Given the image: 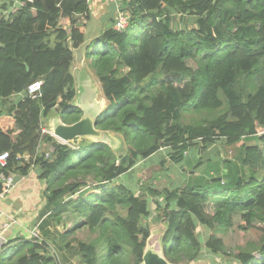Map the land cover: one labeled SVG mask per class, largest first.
<instances>
[{
  "label": "trees",
  "instance_id": "trees-1",
  "mask_svg": "<svg viewBox=\"0 0 264 264\" xmlns=\"http://www.w3.org/2000/svg\"><path fill=\"white\" fill-rule=\"evenodd\" d=\"M0 1H5L0 3V100L37 78L43 81L39 96L19 98L6 112L0 110V152L9 151L0 173L25 175L32 164L37 166L39 177L48 182L49 220L57 223L60 213L69 210L73 220L99 229L109 248L103 264H128L131 255L140 263L150 234L143 219L163 222L164 255L176 264L200 259L204 249L225 253L216 232L233 226L235 217L241 230L264 222V0L124 3L130 14L126 32L109 26L85 46L87 66L106 100L95 126L118 135L123 147L114 152L103 142L82 140L76 148L60 143L49 151L50 158L38 152L42 142L54 139L42 134L43 121L55 114L72 123L82 114L72 105V49L85 41L89 1ZM177 13L184 15L182 28L171 27ZM190 110L212 115L185 123L182 112ZM216 144L232 148L233 154L220 159L215 153L205 166L199 159L171 187L158 188L157 179L135 194L137 169L127 177L132 186L106 189L139 161L146 160L141 164L146 169L147 159L157 152L163 151L161 162L167 157L178 174L186 170L176 165L187 150L205 151ZM149 172L160 175L161 169ZM75 193L80 196L73 200ZM197 224L213 232L202 240ZM44 241L18 238L13 246L3 245L0 264H57V254L43 253ZM93 242L76 243L84 264H96ZM234 260L264 264V236L257 246L237 250Z\"/></svg>",
  "mask_w": 264,
  "mask_h": 264
},
{
  "label": "rangeland",
  "instance_id": "rangeland-1",
  "mask_svg": "<svg viewBox=\"0 0 264 264\" xmlns=\"http://www.w3.org/2000/svg\"><path fill=\"white\" fill-rule=\"evenodd\" d=\"M103 2V1H102ZM103 6L98 9H92L91 8V18L90 21L88 23L87 29H86V34H85V41L83 44H81L78 48L72 49V51L74 52V57H75V64L78 65V60H76L78 57L82 56L84 57V66L92 73L91 69L87 66V59L85 57V51H86V47L88 44H90L94 39L98 38L101 35V32L107 28L111 22V19H114V17L116 16V11H114V9H112L110 6L111 5H106L108 3H106L105 1L103 2ZM130 16V14H129ZM183 14H174L172 16V28L178 27V28H182L184 27L185 21L183 19ZM186 28L190 27V23L186 24ZM88 32V35H87ZM190 61V60H189ZM83 64V63H82ZM189 65L194 66V63L192 61L188 62ZM93 75V73H92ZM164 77H169V76H165ZM94 79L96 80L98 86L100 87L101 90V86L100 83L97 81L96 77L94 76ZM100 95H102V91H100ZM216 114V113H215ZM212 113H209L208 111L202 110L201 112H195L193 110L190 111H183L182 112V121L185 123H194L199 121L201 118L203 117H211ZM53 116H55V114H53ZM72 115L69 114V118H71ZM259 129V128H257ZM260 134V133H259ZM257 134V135H259ZM67 144V143H66ZM69 145V144H67ZM219 145V144H218ZM72 147V145H69ZM76 148V145H73ZM219 146H222V144H220ZM261 148L263 147L262 145L260 146ZM209 151V155L212 156V160H213V156L216 153L219 155L220 159H223V157L228 154V155H232L233 151L232 148H227V150L225 151V154L223 153V157L220 155V151L219 148H217V144L216 145H210L207 147ZM206 148V149H207ZM201 149V148H200ZM191 150H194V148H191ZM196 150V149H195ZM202 150L201 152H204V154L201 156V160L203 162H209L206 160L207 155L208 154L206 152ZM230 153V154H229ZM159 155V154H158ZM156 155V156H158ZM162 154H160L161 156ZM159 156V157H160ZM156 159V158H155ZM165 163L167 164L168 169L173 171V168H171V163L169 161H167V157H165ZM148 162L150 164H148L147 168H143L141 165L139 167H137V169H139L138 175L139 178L138 180L135 182L134 186H132V183L127 179V176L122 175L121 177L119 176L118 179L114 182V184L112 183L111 185H106V189L107 191H111L112 188H114L115 184H126V185H131L134 193L138 194L139 191L141 192L143 190V192H146V189H143L144 186H149L154 184L159 177V175H151L148 176L150 174L149 171H155V170H159L160 167L153 165L154 163L151 164V162H155V160H148ZM177 167L182 166L181 164L176 165ZM173 167V165H172ZM181 168V167H180ZM191 168H189L190 170ZM149 173V174H148ZM224 173V171H223ZM135 176V175H134ZM134 176L130 177L133 178ZM137 176H135L136 178ZM158 177V178H156ZM133 182V180H132ZM163 181H160L158 183H162ZM156 184V183H155ZM85 190H88L87 188ZM82 191L84 193L83 197H85L86 191ZM79 193L72 196V198L74 199H78L79 198ZM73 199V200H74ZM151 203V202H150ZM211 204L207 205V210L211 213H213V208L211 207ZM151 209L153 208V206H151ZM155 213V209L152 210V214L154 215ZM73 216H75L74 214H72L69 210L67 212H61L59 215V221L57 222V227H52L50 228V233L48 234V236H46V238H44V242L47 243L45 244L43 250L44 254H57L58 256V260H57V264L60 262L61 264H63V254L64 256H68L69 258L66 260L67 264H80L83 263V261H81V259L79 258V256L77 258H75L76 253H77V241H83V242H93V240H95L93 242L94 244V248L96 251V264H103V259H107V255H108V243L106 242V236L105 235H101L102 233L100 232L99 229H95V230H90L86 225H83V219L78 218V219H74L73 220ZM49 216H47L48 218ZM52 222H55V220H51ZM143 224L147 223L149 226V230L150 233L152 232H156V238L158 240L161 239V231L164 227L163 222L160 221H154L153 219H143L141 221ZM233 223L234 225L231 226L230 228H228L225 231H220V232H216V235L221 237L223 239V248H224V252L225 253H214V252H210L208 250H203L202 251V256L200 259H197L196 261L190 263V264H235V260H234V256L237 250H240V248H246L247 246L249 247H254L257 246L259 244V240L261 238V236H264V232L262 231L264 229V222H254L255 225L254 227L247 229V230H241L238 228V223H239V216L235 217L233 219ZM197 233H198V237L202 240H204V238L207 236L208 233H211L213 231L210 230H206L203 226H200L199 224H197ZM67 230V231H65ZM58 234V235H57ZM62 234H65V237H60ZM60 235V236H59ZM41 237V239H42ZM34 239V238H32ZM37 241V239H35V242ZM40 241V240H39ZM43 242V241H42ZM64 242H69V247H70V252L65 250L66 252H64L63 249H61L62 247L60 246V244H64ZM10 242L7 240L0 246V251L2 250L3 245H8ZM61 247V248H60ZM47 251V252H45ZM253 254L256 256L257 252L254 251ZM62 261H61V260ZM128 264H137L138 260L136 257H134L133 255L129 256V258H127ZM65 264V261H64ZM84 264V263H83ZM104 264H108L104 263Z\"/></svg>",
  "mask_w": 264,
  "mask_h": 264
},
{
  "label": "crops",
  "instance_id": "crops-1",
  "mask_svg": "<svg viewBox=\"0 0 264 264\" xmlns=\"http://www.w3.org/2000/svg\"><path fill=\"white\" fill-rule=\"evenodd\" d=\"M12 1H13V4L17 5L16 0H12ZM88 1H89L90 14H91V8L101 9V7L104 4L103 3L104 0H88ZM3 2L0 1V3H3ZM106 3H108L106 5H111L110 7L114 9L115 11L116 5L110 2H106ZM89 21L87 23H89ZM112 23H113V19H111L109 26H111ZM87 35H88V32H87ZM76 60H78L77 62L78 65L75 64V57H74V52H73V64H72V69H71L73 76H76L77 73H79V71L82 69L86 70V67L84 66V62H83L84 57L80 56ZM83 67H85V69ZM96 86H98L97 82H96ZM21 97L22 96L20 92V93L12 94L11 97L8 99L0 100V110L3 112H6L9 109V106L16 102L14 100H17ZM100 97L102 96L98 94L97 99ZM2 117L4 118L8 116H6V114H3ZM43 122L44 123L41 125V128L42 127L48 128L47 119H45ZM219 141L221 142L220 139ZM72 148H75V146H72ZM217 148H219L220 155L223 157V153L225 154V151L227 150L226 147L223 145L222 146L218 145ZM207 150L208 148L205 151ZM46 151L48 152L50 151V143L42 142L38 148V152L45 153ZM201 151L202 149L200 148L197 149L195 147H194V150H191V151L190 149L187 150V152L185 153V158L183 160L182 166H180L181 168H185L186 170L183 172L178 171V174L172 170H166V169L163 170L164 167H167V168L169 167L166 165V163L161 162L162 155L160 156L159 153L163 151L157 152L156 154L150 156L147 160L154 159L155 162H151V164L154 163L153 165H155V167L159 166L161 169V172L159 175V177L161 178H158L159 181L157 182H160V181H163V182L159 183L158 188L171 187L174 185V181L178 179V176H180L181 174L187 175L188 173L187 170H189V168H192V166L196 164L198 160L201 159V156L204 154V152H201ZM205 155H207L206 160L208 161V156L210 157L209 152L208 154H205ZM144 161H139L138 164L134 168L140 166L142 162ZM201 162L203 161L201 160ZM205 164L206 162L202 163V165L204 166ZM134 170L137 171V168L132 169L126 174L128 175L130 172L133 173ZM177 170H180V169H177ZM0 174H3V173H0ZM39 174H40V170L37 168V166L32 164L28 170V173L25 175H19V174L8 175V176H11L12 178L15 175H19L20 179H18L16 183L11 182L10 186L5 191L3 190L2 184L0 183V187H1V190H0V246L6 240L7 242L8 241L10 242L7 246H13L16 243V240H18V238L19 239L21 238V240H26V241L32 239L30 230L32 229V227H35L36 225L38 226L40 237H42L43 235L44 238H46V236H48V234L50 233L49 231L52 225L53 227H57V223L51 221L53 219L49 220L48 219L49 217L47 218V216H50L53 206L49 205L48 200H47L48 182L44 178H40ZM135 174H138V173L136 172ZM76 194L78 193H75L74 195ZM74 195H71V198ZM64 200H66V198H63L62 202ZM63 237H65V235L62 236V238ZM44 238L42 237L41 240H43ZM62 249L64 250V252H66L65 250L69 251L70 247H67V246L65 247L63 244ZM75 256H76L75 258H77L79 256V253L77 252ZM68 258L69 257L67 255L64 256L63 254V257H62L63 264H64V261H65V264H67L66 260Z\"/></svg>",
  "mask_w": 264,
  "mask_h": 264
},
{
  "label": "water",
  "instance_id": "water-1",
  "mask_svg": "<svg viewBox=\"0 0 264 264\" xmlns=\"http://www.w3.org/2000/svg\"><path fill=\"white\" fill-rule=\"evenodd\" d=\"M83 68L85 69V67ZM74 81L76 95L72 105L78 107L82 114L78 120L72 123L64 122L59 116L47 118V127L54 137L50 143V151L54 152L60 143L73 146L82 140H88L103 142L114 152H119L123 147L121 138L108 130L98 129L95 126V119L105 109L106 100L103 96L97 99L101 90L96 86L94 76L86 68L74 76ZM81 92H83L82 95ZM88 136L93 138H88ZM18 179H20L19 175L13 176L12 183H16ZM155 233L152 232L147 237L139 264H176L166 258L161 239L158 240Z\"/></svg>",
  "mask_w": 264,
  "mask_h": 264
},
{
  "label": "built area",
  "instance_id": "built-area-1",
  "mask_svg": "<svg viewBox=\"0 0 264 264\" xmlns=\"http://www.w3.org/2000/svg\"><path fill=\"white\" fill-rule=\"evenodd\" d=\"M105 2H110L116 5V16L113 19V23L111 24V28L119 33L126 32V30L129 28V13L126 9H123L124 3H129L132 0H104ZM42 79L37 78L31 83L27 84L24 91L21 92V98H24L25 96L29 97H36L40 95V89L42 86ZM42 134H52L50 133L49 129L46 127L41 128ZM261 134L262 130L257 129V134ZM259 134V135H260ZM45 158H50V153L46 151L44 153ZM9 157V151H3L0 152V165H4ZM12 177L6 176L4 174H0V183L2 184V188L5 191L11 184ZM31 237L34 239H40V233L38 230V226L32 227L30 230ZM58 264H61L60 262Z\"/></svg>",
  "mask_w": 264,
  "mask_h": 264
},
{
  "label": "bare ground",
  "instance_id": "bare-ground-1",
  "mask_svg": "<svg viewBox=\"0 0 264 264\" xmlns=\"http://www.w3.org/2000/svg\"><path fill=\"white\" fill-rule=\"evenodd\" d=\"M82 94H83V92H81V95H82ZM88 138H93V137H89V136H88Z\"/></svg>",
  "mask_w": 264,
  "mask_h": 264
},
{
  "label": "clouds",
  "instance_id": "clouds-1",
  "mask_svg": "<svg viewBox=\"0 0 264 264\" xmlns=\"http://www.w3.org/2000/svg\"><path fill=\"white\" fill-rule=\"evenodd\" d=\"M65 144V143H64Z\"/></svg>",
  "mask_w": 264,
  "mask_h": 264
}]
</instances>
